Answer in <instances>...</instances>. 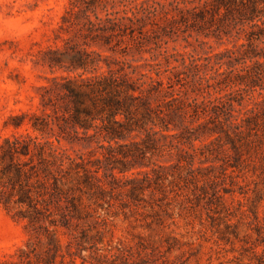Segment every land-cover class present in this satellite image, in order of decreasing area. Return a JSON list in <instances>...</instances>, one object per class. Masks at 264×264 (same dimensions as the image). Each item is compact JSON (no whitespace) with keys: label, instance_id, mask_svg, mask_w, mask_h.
Wrapping results in <instances>:
<instances>
[{"label":"rangeland","instance_id":"rangeland-1","mask_svg":"<svg viewBox=\"0 0 264 264\" xmlns=\"http://www.w3.org/2000/svg\"><path fill=\"white\" fill-rule=\"evenodd\" d=\"M77 17L75 10L70 9L69 0H0V146L6 140L14 141L20 137L39 142L48 137L51 140L58 138L59 144L54 143L66 155L69 194L89 204L88 194L92 190L83 182L81 167L101 182L108 183L109 178L103 177L105 167L121 168L120 161L123 160L117 145H113L116 157L111 159L94 142L90 145L71 144L59 138L61 131L57 126H53V132L47 135L32 127L40 124L37 118H45V113L50 115V122H55L61 113L59 111L55 116L51 108L44 112L42 99L61 108L62 102L52 92L53 79L81 73L80 70H65L70 68L76 50L85 49L93 53L91 57L95 60L100 56L112 58L111 51L101 46V34L87 32L77 26L76 23L82 20ZM169 30H173L169 37L161 36L160 39L150 34L149 43H145L146 37L142 36L144 44L141 49L144 52H134L133 57L127 58L133 66L140 67L138 72L153 78H156L155 70L161 69L160 79L165 87L168 77L175 83L177 91L174 97L178 101H171L168 95L157 104L164 113H169L171 106L175 108L196 98L201 100L207 92H213L212 88L204 85H194L192 78L198 67L189 66L191 57L197 61L199 71L209 77L211 72L206 68V58L231 48L226 39L220 45L217 39L205 37L208 31L199 29L192 21L175 24ZM136 36L140 35L136 33ZM52 58H57L60 63L50 67ZM167 69L169 71L164 73ZM165 92L171 91L166 88ZM165 119L172 120L177 127L170 123L168 131L155 128L159 132L158 144L166 150L164 157L147 156L152 164L167 167L164 193H159L161 189L152 184L150 191L144 193L143 201L134 202L120 189L111 192L107 188L101 201L97 204L90 202L99 220L94 226L89 221L82 224V229H91L87 240L81 239L80 226L72 231L76 239L65 236L66 230L62 228L56 231L55 236L63 252L71 241L73 251L76 242H82L86 248L80 254L86 264H264V140L257 141L252 136L249 139L253 143L246 145L244 136L240 140L243 144L241 156L236 161L223 133L216 130L217 133L211 134L208 131L212 129L211 123L204 122L206 128H202L203 125L198 126L202 120L190 124L191 119L185 117L184 125L192 129L188 135L183 127H179L177 118L166 115ZM17 124L22 125L16 127ZM78 131L79 137L83 138L82 131ZM190 135L199 137L193 150L183 143L184 136ZM142 138L144 136L137 138L133 135L129 141H120V144L130 141L141 143ZM170 146H178L195 155L193 174L187 176L183 171L184 180L176 179V183L171 185L169 183L174 181L171 176L182 171L176 167L179 152ZM168 151L172 158H169ZM0 156L1 167L9 159L1 152ZM68 157L75 160L72 165ZM184 157L182 160H189ZM20 161L29 163V158L21 156ZM75 163L80 164V168L75 167ZM147 163V160L136 162L137 166ZM155 165L138 167L124 176L118 175L117 170L114 172L120 178H141V174L137 176L138 172H150L157 168ZM181 165L186 167V162L181 161ZM7 176L15 178L13 173ZM33 182L31 179L30 183ZM9 190L7 177L2 178L0 174V193L5 194ZM10 191L12 198H17L14 190ZM152 192L155 194L150 196ZM95 195L98 196V192ZM22 209L23 206L11 204L5 210L0 205V264H44V238L39 242L35 226L12 218ZM97 232L99 236H96ZM81 257L76 258L75 264L82 263ZM55 264H61V260L57 258Z\"/></svg>","mask_w":264,"mask_h":264},{"label":"trees","instance_id":"trees-1","mask_svg":"<svg viewBox=\"0 0 264 264\" xmlns=\"http://www.w3.org/2000/svg\"><path fill=\"white\" fill-rule=\"evenodd\" d=\"M69 6L71 10H75L77 18L82 19L76 23L77 26L87 32L101 34V46L111 51L112 58L100 56L99 60H95L91 57L93 53L85 49L76 50L71 58L70 68L65 70H80L81 73L74 77L68 74L53 79L52 92L62 102L61 108L54 103H45L42 99L44 112L51 108L55 116L59 111L61 113L56 116L55 122H50V115L45 113V118H37L40 124H33L32 127L47 135L48 132H53V126H57L61 131L59 138L62 137L71 144L90 145L94 142L111 159L116 157L113 145H117L123 160L120 161L121 168L105 167L103 177L109 178L106 184L81 167L83 182L92 190L88 194L87 204L81 198L69 194V178L64 161L66 155L54 143L59 144L58 138L51 140L48 137L39 142L37 139L20 137L14 141L6 140L0 146L2 155L9 159L6 165L0 167V174L2 178L7 177L8 187L14 190L17 197L13 199L10 190L5 194L1 192L0 205L5 210L11 204L14 207L23 206L12 218L35 226L39 242L44 238V264H55L57 258L61 260V264H75L76 258L86 251L82 242H76L73 251L70 241L65 245L64 253L55 233L62 228L66 230L65 236L76 239L72 231L80 226L81 239L87 240L91 229H82V224L89 221L94 226L99 220L90 202L97 204L101 201L107 188L111 192L120 189L134 202H140L144 193L150 191L152 184L161 189L159 193H164L167 167L150 161L154 156L163 158V153L166 152L164 146L158 144L159 132L155 128L168 131L170 123L174 128L177 127L172 120L165 119L166 115L177 118L179 127H183L188 135L192 133V129L184 125L185 117L191 119L190 124L202 120L203 123L198 126H202L204 122L211 123L212 129L208 131L211 134L217 133L216 130L223 133L231 145L236 161L241 156L243 144H240V140L244 136L246 145L253 143L249 139L252 136L257 141L264 140V0H69ZM189 21L199 29L207 30L205 37L217 39L220 45L226 39L231 48H225L206 58V68L211 72L209 77L199 71L197 61L191 57L189 66L198 67L192 78L195 80L194 85H204L208 89L212 88L213 92H207L201 100L192 99L175 108L169 105V113H164L157 104L168 95L172 98L171 101H178L174 97L177 91L175 83L168 77L169 82L165 87L160 79L161 69L155 70L156 78H153L138 72L140 67L133 66L127 58L133 57L134 52L142 53V36L146 37L145 43H149L150 34L156 39L161 36L169 37L173 31L169 29L175 24ZM136 33L140 36H136ZM118 55L120 58H117ZM59 63L57 58L49 60L50 67ZM184 64L185 62L182 65ZM168 71L169 69L164 73ZM87 74L91 76L88 77ZM166 88L171 92L166 93ZM21 125L17 124L16 127ZM202 128L206 126L203 125ZM78 130L82 131L83 138L79 137ZM90 131L93 133L90 134ZM51 135L53 139L54 136ZM133 135L144 138L140 140L141 143L130 141L128 144H120V141H129ZM184 139L183 143L193 150L194 142L199 137L190 135L184 136ZM170 148L179 152L176 167L182 172L177 173V176L172 175L174 181L169 185L176 183V179L184 180L183 171L187 176L192 175L195 163L194 154L178 146ZM170 151L167 154L172 158ZM21 156L29 158V163L21 162ZM147 156L151 158L148 160ZM184 156L189 160H182ZM1 158L0 156V160ZM67 159L71 165L75 162L69 157ZM144 160L148 163L137 166L136 162ZM181 161L186 162V167L181 165ZM150 165L157 168L150 172H138L137 176L141 174V178L118 176ZM75 167L80 168V164ZM116 170L118 175L114 172ZM9 173L15 175L14 180L7 176ZM31 179H34L33 183H30ZM95 192H98L100 198ZM154 194L152 192L150 196ZM96 236H99V232ZM18 252L23 253V250L18 249ZM81 260V264L87 263L82 257Z\"/></svg>","mask_w":264,"mask_h":264}]
</instances>
